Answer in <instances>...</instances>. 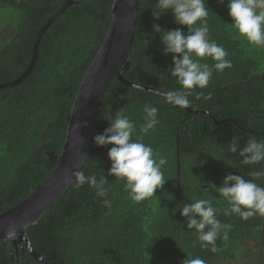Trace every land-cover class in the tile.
Masks as SVG:
<instances>
[{
  "label": "trees",
  "instance_id": "trees-1",
  "mask_svg": "<svg viewBox=\"0 0 264 264\" xmlns=\"http://www.w3.org/2000/svg\"><path fill=\"white\" fill-rule=\"evenodd\" d=\"M67 1L0 0V85L25 73L40 29ZM156 4L157 0H140L130 66L123 78L158 93L117 78L110 83L97 111L83 170L85 175L104 176L111 207L103 206L88 184L72 186L26 230L33 250L48 264H181L187 255L206 264H264V217L242 221L218 212V219L230 227L228 239L216 242L221 250L212 253L201 248L177 207L211 199L222 210L227 202L215 187L222 185L225 175L252 179V171L264 169V162L243 165L238 154L228 151L233 136L241 138V146L249 137L264 140V48L250 44L232 26L227 0H206L209 39L227 50L232 67L214 71L209 85L188 97L190 109L208 114L188 113L165 101L168 91L181 86L169 74L173 54H162L164 45L153 25L163 31L188 29L174 22L171 10L154 18ZM112 6L113 0H83L65 7L41 34L31 73L20 84L0 90V215L30 197L55 170L73 102L105 40ZM201 63L211 66L214 61L205 57ZM146 103L158 108L159 123L143 142L157 158H166V182L154 196L137 203L125 191L123 179L108 175L107 153L113 145L98 147L93 137L109 126L102 117L117 111L136 122L139 134ZM256 182L264 187V178ZM25 263L39 264L23 244H0V264Z\"/></svg>",
  "mask_w": 264,
  "mask_h": 264
},
{
  "label": "clouds",
  "instance_id": "clouds-1",
  "mask_svg": "<svg viewBox=\"0 0 264 264\" xmlns=\"http://www.w3.org/2000/svg\"><path fill=\"white\" fill-rule=\"evenodd\" d=\"M223 4L225 0H217ZM156 7L159 11L153 14L154 18L171 10L174 22L187 26V33L180 28L163 31L158 25H153V30L160 34L161 43L164 45L162 54H173L170 76L177 79L181 86L179 89L170 90L165 95V101L187 108L191 106L188 99L196 88H206L213 76V72H223L232 67L231 60L227 59L228 52L214 40L209 39L207 17L210 10L206 0H157ZM228 15L232 19V26L250 44L264 46V0H227ZM205 57L211 58L214 63L210 66L201 63ZM196 98H200L197 94ZM210 97H205L208 99ZM158 108L151 103L143 106V123L137 125L123 111L108 114L102 119L109 122L103 133L95 135L93 141L98 147L113 145L108 150L111 166L108 175L125 181V191L134 202H141L154 196L166 182L162 166L166 165L165 157L157 158L150 145L143 142V138L159 123ZM78 127V125L76 126ZM241 138L233 136L228 143V151L238 154L243 165H257L264 162V140L249 137L241 146ZM252 179H245L239 174H227L222 185L215 187L219 197H222L227 206L222 210L213 206L211 199H195L193 202L178 205L180 215L186 218V227L195 230L201 248H208L212 253L221 249L217 246L218 238L228 239L227 229L230 225L218 219V212L224 216L237 215L242 221H248L254 216L264 217V187L256 181L264 178V169L254 170L250 173ZM73 186L76 189L88 184L96 190V195L101 199L103 206L110 208L107 196V181L101 174L85 175L83 170L72 173ZM206 191V190H205ZM176 210V209H175ZM8 240L17 241L16 237ZM6 242V241H5ZM2 242V243H5ZM181 264H206L200 257L193 258L187 255Z\"/></svg>",
  "mask_w": 264,
  "mask_h": 264
},
{
  "label": "water",
  "instance_id": "water-1",
  "mask_svg": "<svg viewBox=\"0 0 264 264\" xmlns=\"http://www.w3.org/2000/svg\"><path fill=\"white\" fill-rule=\"evenodd\" d=\"M78 1L83 0H68L56 15L46 22L35 39L31 61L25 73L12 83L0 85V90L16 86L27 78L36 64L41 34L56 21L65 7ZM139 4L140 0H113L109 30L73 102L66 137L55 170L30 197L0 215V244L16 237L14 245L23 244L39 264L48 263L33 250L26 230L35 225L72 188V173L84 170L97 111L110 83L117 78L128 86L158 93L151 88L129 83L123 78V73L130 66V51ZM185 110L188 113L208 114L206 111H195L189 107ZM177 170L179 171L178 160Z\"/></svg>",
  "mask_w": 264,
  "mask_h": 264
},
{
  "label": "rangeland",
  "instance_id": "rangeland-1",
  "mask_svg": "<svg viewBox=\"0 0 264 264\" xmlns=\"http://www.w3.org/2000/svg\"><path fill=\"white\" fill-rule=\"evenodd\" d=\"M259 47L264 48V46H259Z\"/></svg>",
  "mask_w": 264,
  "mask_h": 264
}]
</instances>
